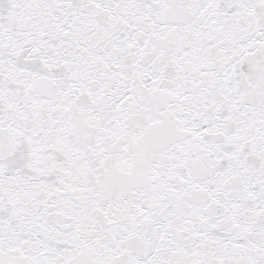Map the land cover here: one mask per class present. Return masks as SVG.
<instances>
[{
	"label": "snow or ice",
	"instance_id": "6c2138e0",
	"mask_svg": "<svg viewBox=\"0 0 264 264\" xmlns=\"http://www.w3.org/2000/svg\"><path fill=\"white\" fill-rule=\"evenodd\" d=\"M0 264H264V0H0Z\"/></svg>",
	"mask_w": 264,
	"mask_h": 264
}]
</instances>
